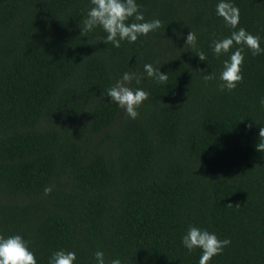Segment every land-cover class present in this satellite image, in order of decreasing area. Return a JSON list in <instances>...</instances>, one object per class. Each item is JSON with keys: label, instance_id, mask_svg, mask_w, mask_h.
<instances>
[{"label": "trees", "instance_id": "1", "mask_svg": "<svg viewBox=\"0 0 264 264\" xmlns=\"http://www.w3.org/2000/svg\"><path fill=\"white\" fill-rule=\"evenodd\" d=\"M136 3L162 26L114 48L101 27L80 35L90 0H0V235L182 241L194 225L264 241V53L245 47L243 81L221 91L223 62L240 46L219 57L211 47L243 27L264 48V0H231L237 29L217 15L219 0ZM149 63L166 83L146 76ZM133 71L144 78L129 87L150 94L136 119L102 95ZM209 73L216 79L205 82ZM29 246L37 264L61 249L76 253L74 264H95L97 250L122 264H199L202 255L182 242ZM209 264H264V242H231Z\"/></svg>", "mask_w": 264, "mask_h": 264}, {"label": "clouds", "instance_id": "2", "mask_svg": "<svg viewBox=\"0 0 264 264\" xmlns=\"http://www.w3.org/2000/svg\"><path fill=\"white\" fill-rule=\"evenodd\" d=\"M91 7L87 11L86 18L83 20L80 35L85 36L96 27H101L107 33L105 43H111L114 48L121 47V41L127 40L134 43L140 36H147L149 33L156 31L162 26L159 19L146 21L143 13L139 10L136 0H90ZM217 15L222 17L226 24L232 29H237L239 24V8L231 0H219L216 5ZM130 19L134 22L128 23ZM261 38L246 31L243 27L232 31L230 36L219 40H213L211 47L213 54L219 57L228 53L234 46L230 58L223 62V69L219 75V89L234 90L239 83L243 81L242 65L245 55L244 49L247 47L253 56L264 53L261 47ZM197 35L189 31L186 37L185 45L195 47ZM201 61H206L207 57L204 52L198 54ZM144 73L148 78H154L158 83H166L168 74L162 73L159 66L153 64L144 65ZM144 77L137 72H125L116 83L106 90V95L111 101L123 109L126 115L132 119L139 116L137 109L149 98V93L141 88L133 89L129 87L131 81L135 80L140 83ZM205 82L216 79L214 73H209L203 77ZM264 105V99L261 100ZM252 127L251 124L248 125ZM260 143L256 145V150L264 152V127L259 130ZM51 192L50 187H45V195ZM232 207V204H228ZM236 206H239L238 204ZM183 246L189 251L196 248L202 250L199 264H209L212 258L219 255L230 245V239H220L215 233L197 226H189L186 234L182 237ZM30 242L26 241L21 235L15 234L8 237L0 235V264H37L35 253L30 249ZM76 253L73 251L58 250L55 251L49 259V264H74ZM95 264H122L118 258L111 261L105 260V254L101 250L94 253Z\"/></svg>", "mask_w": 264, "mask_h": 264}]
</instances>
